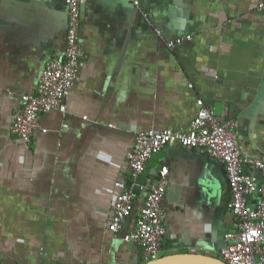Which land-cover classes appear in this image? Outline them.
I'll list each match as a JSON object with an SVG mask.
<instances>
[{"label": "crops", "instance_id": "0c3cea01", "mask_svg": "<svg viewBox=\"0 0 264 264\" xmlns=\"http://www.w3.org/2000/svg\"><path fill=\"white\" fill-rule=\"evenodd\" d=\"M65 1L0 0V260L147 264L142 248L124 236L135 231L145 188L163 167L159 258L220 259L236 223L224 165L171 145L146 162L138 180L125 153L138 131L187 129L201 100L220 122H238L244 156L264 160L262 0H82L87 56L67 110L41 114L47 132L36 130L24 144L11 134L13 116L21 96L36 91L45 63L64 52ZM117 182L136 197L114 234L107 220ZM256 202L248 198L250 206Z\"/></svg>", "mask_w": 264, "mask_h": 264}, {"label": "built area", "instance_id": "2783aa9c", "mask_svg": "<svg viewBox=\"0 0 264 264\" xmlns=\"http://www.w3.org/2000/svg\"><path fill=\"white\" fill-rule=\"evenodd\" d=\"M81 1L66 0L67 28L64 52L49 59L38 78L36 91L21 96L22 105L14 113L11 134L24 144L32 142L40 129L39 117L52 110L65 113L67 97L74 87L77 70L86 58L80 39ZM264 15V0L258 4ZM264 25V19H263ZM191 36L177 38L167 43L169 48L190 40ZM198 110L187 129L147 130L135 133L132 146L125 158L134 178L145 170L146 162L163 148L175 145L192 148L221 162L230 188V213L235 218V228L225 235L228 241L220 252L226 264H264V160L244 156L237 139L238 122H220L213 110L197 101ZM46 133V129H40ZM168 169L163 167L156 182L147 186L144 205L140 208L135 231L124 236V241L134 242L142 248L145 260H157L165 234L161 202L166 191ZM257 173L259 177L255 174ZM120 190L107 220L112 233H119L124 220L133 210L136 193L123 182L115 183ZM139 185V189H142ZM257 196L254 207L248 198ZM0 264H9L0 260Z\"/></svg>", "mask_w": 264, "mask_h": 264}, {"label": "water", "instance_id": "95a60500", "mask_svg": "<svg viewBox=\"0 0 264 264\" xmlns=\"http://www.w3.org/2000/svg\"><path fill=\"white\" fill-rule=\"evenodd\" d=\"M210 159L214 162L219 163L218 160L212 157H210ZM137 184H141V181H138ZM147 264H226V263L223 262L219 258H215L212 256H207V255H201V254H175L174 255L173 254V255L163 256L157 260H151Z\"/></svg>", "mask_w": 264, "mask_h": 264}]
</instances>
